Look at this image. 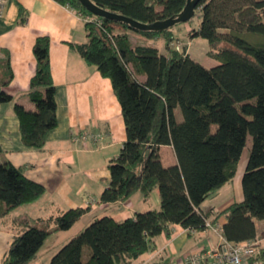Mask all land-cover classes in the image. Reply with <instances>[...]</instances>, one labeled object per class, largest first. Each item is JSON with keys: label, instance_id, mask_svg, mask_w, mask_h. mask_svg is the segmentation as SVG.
<instances>
[{"label": "trees", "instance_id": "16d2710c", "mask_svg": "<svg viewBox=\"0 0 264 264\" xmlns=\"http://www.w3.org/2000/svg\"><path fill=\"white\" fill-rule=\"evenodd\" d=\"M54 1L91 18L84 22L85 42L70 48L110 80L123 117L125 140L117 157L108 162V185L98 203L124 202L135 192L147 199L157 190L159 208L122 220L94 219L64 243L48 264H121L150 250L160 234L168 236L171 225L204 231L210 213L200 206L234 177L248 136L251 146L241 177L243 199L215 219L224 218L220 233L226 241L254 240L255 221L264 220V0L198 2L195 13L199 12L200 22L186 32V38L206 40V55L218 62L209 68L192 59L186 45L172 46L173 41L180 42L172 29L178 24L163 31L136 30L90 14L77 0ZM90 1L145 24L177 16L186 4V0ZM19 17L18 23L24 24L26 14L21 8ZM129 32L148 39L161 37L164 52L133 43ZM32 53L35 72L26 95L34 110L16 102L12 110L23 146L40 151L56 126L48 37H37ZM11 79L6 55L0 60V103L12 101L3 89ZM176 110L181 119L176 118ZM162 145L172 148L176 164H162ZM44 191L20 167L0 163V221ZM86 212L81 207L68 209L42 228L15 221L21 230L1 264H30L49 235L70 229ZM49 221L55 225L53 230L46 228ZM259 255L262 261L264 248Z\"/></svg>", "mask_w": 264, "mask_h": 264}, {"label": "crops", "instance_id": "0c3cea01", "mask_svg": "<svg viewBox=\"0 0 264 264\" xmlns=\"http://www.w3.org/2000/svg\"><path fill=\"white\" fill-rule=\"evenodd\" d=\"M19 8L26 14L24 24L18 23ZM40 36L49 39L56 126L48 132L46 144L39 151L23 146L12 105L16 102L27 110H34L26 93L35 72L32 47ZM85 40L84 22L68 6L54 0H4L0 16V60L6 55L9 58L12 79L3 89L12 101L0 103V163L9 162L20 167L28 179L41 184L45 191L37 200L16 208L0 221V264L6 249L21 230L16 223L21 220L42 228L46 226L45 222L68 209L86 208L87 212L74 225L82 220L85 223L68 237L71 239L96 218L111 216L122 220L134 217L136 212L159 208L157 190H153L147 199L135 192L124 202L98 203L101 192L108 185V162L119 154L125 129L110 80L102 77L94 66L88 65L70 48V44H81ZM186 40L185 34L182 41ZM192 41L194 38L190 39ZM175 115L180 118L177 110ZM84 132L100 133L103 138L96 143L74 142V137ZM247 153L243 151L234 177L201 204L200 209L210 213V227L194 231L171 225L168 236L160 234L150 250L121 264H183L185 254L200 252L206 255L220 244L222 235L214 228L220 227L224 218H215L224 208L243 199L241 177ZM159 154L164 166L176 164L170 146H159ZM88 200L94 201L92 206H86ZM54 227L49 221L46 228L53 230ZM255 227L254 240L259 249L264 248V220L255 221ZM59 233L46 238L42 252L30 264H41L38 258L52 256L64 244L60 242Z\"/></svg>", "mask_w": 264, "mask_h": 264}, {"label": "built area", "instance_id": "2783aa9c", "mask_svg": "<svg viewBox=\"0 0 264 264\" xmlns=\"http://www.w3.org/2000/svg\"><path fill=\"white\" fill-rule=\"evenodd\" d=\"M4 0H0V16L3 13ZM77 16L83 21H91V18L86 15L76 12ZM99 26V22L97 23ZM176 49H179L176 47ZM103 135L100 133L84 132L74 137L76 143L93 142L96 143L102 140ZM94 203L92 200L86 201V206H91ZM210 227L209 224H207ZM215 232L220 231V227L214 228ZM259 247L255 240L244 241L238 244H233L225 240L222 236L220 244L212 248L206 255L200 252H189L183 258V264H263L258 260Z\"/></svg>", "mask_w": 264, "mask_h": 264}, {"label": "rangeland", "instance_id": "374dc122", "mask_svg": "<svg viewBox=\"0 0 264 264\" xmlns=\"http://www.w3.org/2000/svg\"><path fill=\"white\" fill-rule=\"evenodd\" d=\"M199 22H200V14L199 12H196L194 16L192 17V19L189 20L187 23H182V24H178L174 26L172 29H173V32L175 33V38H178L180 42H176L177 40H175L172 42V46L176 45L177 47H179V49H181L183 45H186V52H188V47H189L190 57H192L196 62L200 63L201 65L207 68L213 67L217 65L218 62L206 55L207 42L205 39H202L200 37H195L192 43L190 42L189 39H187L186 41H182V39L185 37L186 32L191 28H194V29L197 28L199 25ZM128 34L133 43H136L139 45H145V46H155L161 52H164V40L161 37H155L152 39H148L134 32H129ZM180 119H181V116H180ZM250 146H251V138L248 136L246 140V147H245L244 153L250 149ZM137 193H138V196H140L139 192ZM208 202L209 201H207L205 204H208ZM205 204L203 206H205ZM83 223H85L84 220H82V223H77L76 225H74L70 230L68 229L66 231H60L59 233L61 234L60 242L65 243L64 241L69 240L68 237L71 234L76 233L78 229H80L81 224ZM50 257L51 255L48 254V255L38 258V261L41 264H48Z\"/></svg>", "mask_w": 264, "mask_h": 264}, {"label": "water", "instance_id": "95a60500", "mask_svg": "<svg viewBox=\"0 0 264 264\" xmlns=\"http://www.w3.org/2000/svg\"><path fill=\"white\" fill-rule=\"evenodd\" d=\"M82 7L85 8L90 14L113 21H119L128 24L131 28L142 31H163L176 24H182L188 22L194 16L196 6L200 0H186L184 9L177 15L170 17L165 20L156 21L150 24H145L138 22L127 16L110 12L108 10L102 9L92 3L90 0H77Z\"/></svg>", "mask_w": 264, "mask_h": 264}, {"label": "bare ground", "instance_id": "6f19581e", "mask_svg": "<svg viewBox=\"0 0 264 264\" xmlns=\"http://www.w3.org/2000/svg\"><path fill=\"white\" fill-rule=\"evenodd\" d=\"M259 257H260V255H259ZM259 257H258V258H259Z\"/></svg>", "mask_w": 264, "mask_h": 264}]
</instances>
